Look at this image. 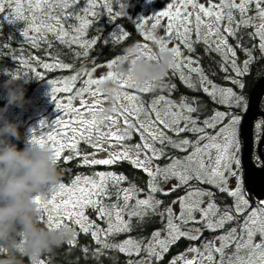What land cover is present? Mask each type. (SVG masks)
I'll list each match as a JSON object with an SVG mask.
<instances>
[{"label": "trees", "instance_id": "trees-1", "mask_svg": "<svg viewBox=\"0 0 264 264\" xmlns=\"http://www.w3.org/2000/svg\"><path fill=\"white\" fill-rule=\"evenodd\" d=\"M109 7L112 8L111 13L108 11ZM247 7L248 11L243 17L238 10L233 9L234 22L231 26L235 29V35H228L225 32V28L228 26L227 19L220 23V29L227 38L228 44L236 52L234 58L231 56V53L224 52L222 48L220 51H216L214 35L211 39H208L209 42L206 44L202 31L199 38L195 31L189 34L193 45L191 50L184 47L182 41L176 39V45L180 46L182 52L181 59L189 61V58H191L192 64H196L197 68L202 69V73L191 72L187 65L182 69L183 75L188 78V83L194 84L195 87H189L188 83H185L184 79L181 78V70H176L174 67L160 79L165 87H161L160 83H157L153 90L147 92L140 91L146 84L129 87L132 95L139 96V101L143 102L146 108L151 106L153 99L161 95L176 104L181 102L190 104L197 109L196 112L191 113V116L197 121L198 127H205L203 122L205 120L210 122L216 113H222L224 116L223 120L216 123L214 128L205 127L204 133L186 131L177 136L171 130H167L166 134L173 140L188 139L190 142L195 143L201 135L216 134L233 117L238 116L243 118L246 114L251 92L259 80L264 77V52L258 47L260 38L259 35H252L257 32L254 25L257 7L255 3ZM57 10L58 8L54 6L52 13L56 14ZM67 11L69 10H65V12ZM70 11L73 15L62 17L61 19L64 30L68 32V36L64 38V41L58 39L56 33L43 30L37 33L35 31L34 25H41L50 21L44 19V12L35 11L34 4L33 6L24 5L20 12L14 13L15 15L24 17L23 19L16 18L14 14L8 17L5 13L0 12V109H3L8 103L7 89L4 84L9 79V75L6 74L5 70L16 71V74L21 77L17 81V84H23L24 87L25 103L23 106L15 104L9 106L7 112L4 114V118L7 121L19 124L20 138L9 139L20 149L25 147V140L28 136L30 122L33 117V101L38 88L43 83L47 82L49 86H53L64 82L69 90H61L59 97L64 94L74 96L85 87V80L89 78L96 80L94 74L97 70L107 67L114 60L116 62L123 60L120 58L126 57V49L130 46L149 43L157 49L155 40L147 39V35L143 29L137 27L138 19L131 12L119 5H109L104 0H93L92 4H88L86 0H78L76 4L71 6ZM118 11L123 12L124 15L118 16L113 20L111 17ZM33 15H35L34 22L31 19ZM77 16L82 17L84 20H89L91 23L82 26V20L77 19ZM249 17L252 19L247 26L239 23L242 19H248ZM78 28H82V31L77 32L76 29ZM24 31L28 32V36L25 37L23 35ZM33 37L35 40L32 39ZM72 37H77V41L73 42ZM93 40L96 41L95 44H91ZM88 45L91 46L89 47ZM246 49L251 52V56H249V51H245ZM85 52H87V56L84 55ZM225 55H227V59H225ZM233 59H235L237 67L242 70L243 75L237 76L231 63ZM245 60H250L246 72L243 71ZM60 63L71 65V67H58L57 65ZM44 64L52 65V67L46 69L43 67ZM192 64L191 66L193 67ZM202 75L207 78L206 81L202 82ZM72 76L77 77L75 81L69 79ZM102 81L100 84L101 91H103L104 96L112 98L111 91H113L114 82L110 78H104ZM235 81H239V83ZM240 83L244 84L243 88L239 86ZM206 84H210L216 88L232 89L237 97H243L244 99L239 105L236 104L235 99L230 103H225L216 91L215 95H210L209 93L212 92L210 90L209 93L204 92L203 88L206 87ZM54 103L52 102L51 105ZM259 108L264 111V97ZM178 111H180L179 108ZM111 113L117 118L116 126L118 130L128 128L129 124L124 123V117L119 116V112ZM185 114H187L186 109ZM131 117L134 121V124L129 128L131 138L125 139L122 143L125 147L127 146L135 150L132 146L137 144L142 145L144 141L142 140L141 133L137 131L138 120L135 114H131ZM140 118L145 119L143 114L140 115ZM152 118L154 119V113L152 114ZM184 124L185 122L182 121L180 127H184ZM0 125H2L1 121ZM240 125L237 128L239 138ZM106 129L107 126L102 131ZM263 131L264 118L258 116L254 121L253 127L254 149L252 159L255 165L259 167L264 165L258 151V144L262 139ZM77 142V150L80 152V155H75V152L68 147H65L62 152L61 159L59 160L62 179L59 183L70 185L77 176L81 178L91 177L100 172H112L117 175H123L126 179L119 182H113L108 178L106 180L107 193L98 198L102 200L105 206L116 205L124 209L123 212L129 214L127 221L131 223V231L109 235L107 236V242L119 244L127 239H132L134 242L143 241L140 251L138 254L132 252L129 255L128 252L108 248L103 249L102 254L97 258L93 255V252L101 246L94 241L91 234H84L78 225L65 220V223L74 230V235L69 240L75 239L76 243L70 245L68 240L61 246L53 248L50 252H45L41 256L36 257L35 260L32 257L24 255L21 257L23 264H36V261H43L44 264H129V261L145 260L149 256L144 251V247L151 242L153 233L167 230L169 216L165 212V209L171 207L173 201H178L179 197H183L184 192L193 189L212 193L209 197L216 204L217 209L213 218L214 221L219 216H222L226 209H232L231 215L233 217L238 215L234 211L235 197L231 196L228 191H221L220 186L192 179L187 185L179 187L170 194L165 195L161 191L150 193L149 182L152 178L143 171V168L136 167L129 160H120L111 165H93L83 162L85 156L97 151L103 140L99 142L97 147L93 146L96 141L89 143L80 138ZM154 146L157 150L163 149L164 152V155L160 156L159 159L151 161L155 167L158 165L161 168L169 165L173 158L183 159L193 150L191 145L187 147V151H181L167 142L161 144L159 141H155ZM141 151L150 152L143 149ZM262 152L264 154V146ZM66 156H72L73 159L65 160L64 157ZM239 168L244 175L242 164ZM156 182L159 188L165 191L169 189L167 186L170 185V180L165 183L158 176L156 177ZM132 188L139 191L129 192L128 194L131 196V199L125 202L123 190ZM150 194L155 200L162 201L161 204L155 207L154 212L136 204L137 199H147ZM253 198L255 199L253 206L259 208L264 198L260 199L255 195ZM125 203H127V207H125ZM134 210L142 213L146 212L142 221L138 217L130 216V213ZM85 212L89 220L94 221L101 229L108 227V219H100L95 208L88 207L85 209ZM161 213L164 214L161 215ZM41 216L43 215L41 214ZM44 217V220L40 217L42 226L46 223V216ZM240 222H237V219L234 218L232 226L239 229ZM203 223L193 221L183 224L180 221L179 226L185 232L191 229H200V231L208 233L204 227H201ZM229 230V224L227 225L226 223L224 227L214 231L212 236L204 235L195 240L190 239L188 236L180 237L169 244L166 252L161 253L162 259L157 260L152 258V262L153 264L171 262L186 250L194 246L213 242L216 236ZM240 233V231H237V236L241 235ZM189 235L198 234L190 232ZM85 247L88 248L87 254L84 252Z\"/></svg>", "mask_w": 264, "mask_h": 264}, {"label": "snow or ice", "instance_id": "snow-or-ice-1", "mask_svg": "<svg viewBox=\"0 0 264 264\" xmlns=\"http://www.w3.org/2000/svg\"><path fill=\"white\" fill-rule=\"evenodd\" d=\"M11 2V0H9ZM78 0H29V4L31 5L34 3L35 11L44 12V19L50 21L49 23H43L41 25H34L35 31L40 33L42 30L46 32H53L57 34V38L64 41V38L68 36V32L64 30V26L61 23L62 17L73 15L70 11L71 6L76 4ZM88 4H92L93 0H86ZM176 2L180 5L179 8L176 9L175 14L171 12L173 5H169V11H164L159 13L160 16L169 17V24L164 36L156 37L151 34H146L147 39L155 40V42L159 45L160 48L167 46V42L176 38L178 41L183 42V46L191 50L193 48L192 42L190 40V33L195 31L197 33L198 38L200 37L201 29H206V32L203 36L204 42L207 44L208 37L216 36L219 37V40L216 44V51L221 50V46L227 48V51L231 53V56L234 58L236 56V52L232 49V47L228 44V40L226 37L221 35L220 31V23L221 21L227 19L228 26L225 28V32L228 35H235V29L231 26L234 22L233 16V9L239 11L241 16L243 17L246 12L248 11V5L255 3L258 9V16L264 20V7H260L264 0H240L239 3L236 0H220L219 4L211 3L209 6H205L203 3H199L198 0H176ZM56 6L58 8L56 14L52 13L53 7ZM191 7L195 11L189 12L187 11L188 7ZM4 8V0H0V12H3ZM65 10H69L65 12ZM15 11H18L15 10ZM87 11V9H85ZM108 11L111 13L112 8L109 7ZM212 18V21L215 22V29L213 30V23L212 22H205L202 19V15ZM15 15V14H14ZM95 15V13H93ZM124 15L123 12L118 11L113 15L111 18L113 20L116 17ZM18 19H23L24 17L15 15ZM77 19L82 20V26L91 23L89 20H84L82 17L77 16ZM155 18V17H154ZM33 22L35 21V15L31 18ZM252 18L249 17L248 19H242L239 23L247 26ZM172 21H175V27H173ZM159 19H156V24H159ZM141 25H137L140 27ZM156 25H153L155 28ZM77 32L82 31V28L76 29ZM23 35L26 37L28 36V32L24 31ZM252 35H259L260 43L258 45L259 49L264 52V23H261L257 29L256 33ZM35 40V38H32ZM77 37H72L73 42L77 41ZM96 41H91V44H95ZM89 47L91 45H88ZM147 47V45H138L137 48ZM173 50L176 52L177 57H182V52L180 50V46L174 47ZM249 51V50H245ZM142 54L148 55L150 59L152 58H159L153 57L152 54H147L142 52ZM87 56V52L84 53ZM249 56H251V52L249 51ZM227 55H225V59H227ZM120 59H126V57H122ZM233 69L235 70L237 76L243 75L242 70L237 67L235 59L231 61ZM250 60L244 61V69L243 71L246 72L248 70ZM116 64V61H112L111 65ZM192 61L189 58V63L187 67L190 69L191 72L195 73H202L201 68H196L191 66ZM61 68H68L71 65L60 63L57 65ZM44 68L48 69L51 68L52 65L44 64ZM174 69L181 70V78L184 79L185 83H188V78L183 75L182 69L185 67L183 62L175 63ZM227 71V69H225ZM113 75L119 76L121 78H125L126 83L130 87H136V82L134 78L131 76L130 73L124 72L122 70H117L116 73H109L108 76L111 77ZM77 77L72 76L69 79L75 81ZM201 80L206 81L207 78L203 75L201 76ZM102 80H94L89 78L88 80L84 81L85 87L80 90L77 95L82 96L84 92L90 91V86L92 84H100ZM239 83V81H235ZM160 83L161 87H165L164 83L158 80H150L146 82V86L140 91L147 92L153 90L155 85ZM189 87H195L194 84L188 83ZM239 86L241 88L244 87V84L240 83ZM69 89L65 88L64 91H68ZM52 98L55 100V92L56 89H53ZM203 91L209 93V89L207 87L203 88ZM227 93L229 96L235 98V102L237 105L244 99L243 97H237L235 93H233L232 89H227ZM95 94V93H93ZM210 95H215V89ZM126 99L132 105V110L135 113L137 120L140 119V115L143 114L144 121L139 123L137 131L141 133L142 140L145 133L152 138V140L159 141L161 144L167 142L171 144L174 148H178L181 151H187V147L191 145L194 148L189 155L185 156L183 159L180 158H173L172 162L165 166L164 168L159 167L158 165L153 169L148 167L147 165L151 163L153 159H159L160 156L164 155L163 149L157 150L154 144H149L145 140L143 144H137L134 147L136 150L137 155L133 158L130 155L131 148L125 147V150L120 153H112L110 154V158L108 159H92L89 161L87 157L84 158L85 164H93V165H111L120 160H129L132 164H134L138 168H143V171L147 173L152 179L149 182V189L150 193H156L157 191L164 192L165 195L170 194L172 191L177 190L179 187L185 186L188 182L192 179H196L201 182L209 183V184H218L224 180L223 173H221L218 168L215 167H208L205 164L203 159V154L205 151L216 148L220 149L221 145L216 143L205 144L203 147L199 145V140L205 139L203 135L199 137V140L195 143L190 142L188 139H179L173 140L169 137L166 132L167 130H171L177 136L183 132H193V133H204L205 127L207 128H214L216 125L215 123H209L205 120L203 123L205 127H198L197 121L192 118L191 113L196 112L197 109L192 107L190 104L187 103H179L176 104L170 100H167L163 95L153 99L151 106L146 108L143 105V102L139 101V96L137 95H128L125 94ZM82 105L86 106V112H82L81 109H73L74 113H80V118L78 120H72L70 123L78 124L80 127H73L71 130L74 133H77L82 140H85L89 143L96 141L93 144L94 147H97L99 142L107 137H112L120 141H124L125 139L131 138V133L129 128L131 125H128V128L123 130H118V132L111 131L109 128L108 132L102 131V129L107 125L108 121H111L113 125L117 123V118L115 116L103 117L99 116L97 112L94 110L95 105H87L86 101L82 100ZM56 107H62L61 104L56 103ZM179 108L180 111H174V108ZM122 111L118 113L119 116H125L129 113V109L124 108L121 105ZM185 109L187 114H185ZM154 113V119L152 118V114ZM90 116V119H85L84 116ZM222 113H216L213 117L214 120H218L222 117ZM240 117L236 116L232 119V124L235 125L239 122ZM181 121H184V127H178ZM43 121L41 125H43ZM58 123H63V121H58ZM125 124H128V120H124ZM159 125V127H157ZM67 127V125H65ZM227 129H221V134H223ZM66 135V134H65ZM232 140L230 143H235V136L236 132L235 129H232L231 132ZM34 141L40 143H46V140L54 141V149L57 154V159L60 160L62 156V152L65 147L71 148L75 155H80V152L77 150L78 142L76 143H63L49 133L47 137L41 136L37 139L33 136ZM71 139H75L72 137ZM207 139L209 141H214L216 137L208 136ZM227 139V138H226ZM228 145H225V150H227ZM150 151L151 155L146 156L144 160H141L139 157V152L141 150ZM65 160L73 159L72 156L64 157ZM234 162L236 165L240 164V160L235 158V155L230 156V164ZM217 165H219L220 160L216 161ZM228 166L227 171L231 177L236 178L239 175V169L233 170L232 167ZM100 180L99 183L94 180L85 177L84 184L85 186H80L79 182L81 177L77 176L73 181L71 187H68L67 190L71 194L68 199L61 201L60 203H56V197L66 189V185L64 183H60L58 186H53V188L49 189V197L45 199L42 195H38L36 197L37 202L41 205V212L46 214V223L49 225H55L57 227L61 225L68 226L65 223V220L70 221L71 223L78 225L80 230L84 234H91L94 241L100 245L101 247L94 250L93 255L98 258L100 254H102L103 249L113 248L118 249L121 252H128L129 255L132 254L131 249L134 248L136 253L138 254L143 244V241L134 242L132 239H127L122 243H108L107 236L115 235L122 232H129L131 231V223L130 221H125L123 219V211L120 207L116 205L105 206L101 199L98 197L102 195H106V178H110L113 182L123 181L126 178L123 175H117L116 173L112 172H100L96 174ZM161 177L162 180L167 183L170 179L176 178L179 183L173 185L172 188L165 191L162 188L157 186L156 177ZM239 183V181H238ZM58 187L59 191H56ZM221 187V191H226ZM125 195L123 197L124 201L127 202L131 199V196L128 194L129 192H136L139 191L138 189H124L123 190ZM79 193L77 196L76 193ZM212 195V193H203L200 190L190 191L186 193L185 196L179 197L178 200L182 205V211L178 219L183 223L187 224L189 220L194 222H202L207 221L205 227L208 229L215 230L216 228H222L227 221H231L234 217L231 215L232 209H226L224 214L216 221L211 219L212 216L216 214V205L214 202L209 203L206 208L200 207V204L203 203L202 200H196L189 203V200L193 197H200L202 195ZM230 195L236 197V203L234 207V211L237 214H242L245 209L249 205L248 199L244 197L243 191L241 187L237 186L235 190L230 191ZM162 201L155 200L154 197L150 194L147 199H137L136 204L137 206H144L148 210L154 209L156 206L161 204ZM176 203V201H173ZM51 206V207H50ZM88 207L95 208L99 218L108 219V227L106 229H101L98 225L95 224L94 221L89 220V218L85 214V209ZM125 207H127V203H125ZM195 211H199L201 213V221H196L193 213ZM165 212L169 216L168 224H167V231L168 235L165 238H160L161 233L156 231L153 233V239L156 241V244L148 243L144 247V251L150 258H155L157 260L162 259V252H166L168 250V246L170 243L178 240L180 237L188 236L190 239H198L199 235H189L190 232L199 233V229H191L188 232L181 231L180 226L178 224L173 223L172 221V208L168 207L165 209ZM55 213V216L53 215ZM164 213H161L163 215ZM146 215V212H138L132 211L130 216L138 217L141 221ZM259 217V219H257ZM41 219L44 220L45 217L41 216ZM241 231H243L246 235V239L243 236H237V228L230 229L226 234L218 237L217 239L221 240L222 243L219 247L214 245V242H208L206 251L208 255H203L201 253L200 248H190L189 251L197 253V257L192 259L186 258L184 254H181L178 258H174L170 264H177L178 260H182L183 264H264V239L260 242H255L254 237L259 234L261 237H264V201L260 203L259 208L254 209L250 213L249 219L244 221V224L241 227ZM233 238L236 239L235 242V252L232 255H226V248L229 247V241H232ZM68 243L73 245L76 243L75 239L69 240ZM157 246L159 247L160 251H157ZM5 249L0 246V254H3ZM85 254L88 253V248H84ZM218 253L220 255L219 261L215 260V257L212 253ZM241 252H244V255H241ZM36 258H33L35 260ZM36 264H44L43 261H37ZM129 264H145L144 260L139 261H129Z\"/></svg>", "mask_w": 264, "mask_h": 264}, {"label": "rangeland", "instance_id": "rangeland-1", "mask_svg": "<svg viewBox=\"0 0 264 264\" xmlns=\"http://www.w3.org/2000/svg\"><path fill=\"white\" fill-rule=\"evenodd\" d=\"M104 1L109 5H119L120 7L125 8L127 11L131 12V14L135 18L138 19L137 22L139 25H141L140 27L143 29V31L146 34H151V35L156 36V37L164 36L166 34L168 24H169V17L160 16L159 13L164 12V11H169L170 10L169 5L171 4V5H173L171 12L174 15L176 9L180 7V5L176 2V0H104ZM198 2L205 4V6H209V4H210V0H198ZM236 2L239 3L240 0H236ZM211 3L219 4L220 0H211ZM33 4L34 3H32L30 5L29 0H11V2H9V0H4L5 10L3 11V13L8 15V17H9V16H12V14H14L15 12H20L22 10V8L24 7V5L33 6ZM260 7H264V3H262L260 5ZM17 9H18V11H15ZM187 11L192 12L195 10L189 6ZM201 15H202V19L205 22H212L213 23V30H214L216 25H215V22L212 21V18L203 16V14H201ZM156 19H159V21H160L159 24H156ZM172 23H173V27H175V21H172ZM261 23H264V20H262L258 16V9H257L256 18L254 20V25H255L256 31H257V29ZM153 25H156V27L153 28ZM202 29H201V31L203 32V34H205L206 29H204V28H202ZM220 31H221V29H220ZM221 35L225 37V35L222 33V31H221ZM211 38H212V36L208 37V39H211ZM214 38H215V42L217 44L219 37L215 36ZM142 45H145V44H141V46ZM146 45H147V47H141V48H139V50L141 52H144L147 54H152V55L154 53L158 52V50H159V45L157 43H156L157 49H155L149 43H146ZM167 47H170V48L177 47L176 38H173L172 40L168 41ZM221 48L223 49L224 52H226V53L228 52L227 48H225L223 46H221ZM180 62H183L184 65H187L189 63L188 60H182L181 57H177L176 63H180ZM192 65H193V67L197 68L196 64H192ZM127 66H128V60L126 57V59L117 61L116 64H114V65H111V66L108 65L107 67H104V68L97 70L94 74V78L96 80H102L104 78L112 79V81L115 84L114 87L112 88L113 91H111L112 98H109L108 96H104L103 91H101V89H100L101 83L91 85L90 91L84 92L82 96L77 95V94L74 96L64 94L60 97H59L60 91L64 90L65 88H68L66 83L61 82V83L55 84L53 86H49L47 82L43 83L38 88V90L35 94L34 101H33L34 102L33 117H32L31 122H30L29 130H28V136L32 134L37 139H39L41 136L47 137V135L49 133H51L56 138V140H59L65 144L76 143L80 139V136L77 133L72 132L71 129L73 127L78 128L80 126L78 124H72L70 122L72 120H78L80 118V113H74L72 111L74 108L75 109H81L82 112H86V106L82 105V100L86 101L87 105H95L96 107L94 110L97 112V114L99 116H103V117L113 116L112 115L113 113H111V112H121L122 111L121 105H123L124 108L129 109V113L126 114L125 116H123L124 120L127 119L128 124L133 125L134 121L132 120L131 114H135V113L132 110L131 103L125 97V94L132 95V93L129 89L130 86L127 85L125 78H121V77L116 76V75H113L111 77L108 76L109 73H116L118 69L126 72ZM148 81H150V80H148ZM148 81L138 82L135 80L136 86L146 84V82H148ZM206 87L210 91H213V89H215V91L218 93V95L221 97V99L225 103H230V102H232V100L235 99L234 97H231L228 95L227 89L216 88L210 84H206ZM53 89L57 90L54 94L55 100L52 98V95H53L52 90ZM93 93H95V94H93ZM52 102H55V103L53 105H51ZM56 103L61 104L62 107L57 108ZM173 110L178 111V108H174ZM223 117L224 116L222 115V117L219 118L218 120L212 119L209 123H215V124L219 123L223 120ZM84 118L90 119L91 117L85 115ZM232 119L221 128V129H227L223 134H221V129H220L216 134H213V135L204 134L203 136L205 137V139L199 140V138H198L196 141L199 140V145L201 147H203L205 144H211V143H216V144L221 145L220 149L211 148V149L205 151V153L203 154V159L205 161L206 166L218 168V170L221 173H223L224 180L222 182H219L218 184H214V185L220 186L224 189H227L226 191H228V192L235 190V188L237 186H239V187H241V189L243 191L244 197L246 199H248V201H249V198L245 193L244 175H243L242 171H240L241 169L239 168L240 165L242 164L241 159H242L243 149H242V142L237 135V133H238L237 128H238V125L241 124L242 117H240L239 122L235 125L232 124ZM4 120H5V118H4ZM42 121L44 122L43 125H41ZM58 121H63V123H58ZM141 121H144V119L140 118L138 120L137 128H138L139 123ZM3 122L4 121H1V124H3ZM65 125H67V127H65ZM181 125H182V121L180 122L178 127H180ZM106 126H107V129L104 132H108L109 128H111V131H113V132H118V128H117L116 124L113 125L111 123V121H108ZM157 127H159V125H157ZM233 128L235 129V132H236L234 144L230 143V141L232 140L231 132H232ZM118 134H119V132H118ZM208 136L216 137V139L214 141H209L207 139ZM72 137H75V139L74 140L71 139ZM145 140L149 144H154L152 138L150 136H148L147 133H145L143 136V141H145ZM46 144H48L52 148L55 147L54 141L46 140ZM225 145H228L227 150H225ZM124 150H125V146L122 143V141L117 140V139L112 138V137H107V138L103 139V142L99 145L97 151H95L93 154H90L86 157L89 161H91L92 159H108V158H110V154L120 153ZM192 151H194V148ZM233 154L235 155L236 159L240 160L239 165H236L234 162H232L230 164V156ZM130 155L133 158H135L137 153L135 150L131 149ZM150 155H151V152H149V153L143 152V151L139 152V157L141 160H144L146 158V156H150ZM218 159L220 160L219 165H217V163H216V161ZM229 164L233 170L239 169L238 177L233 178L230 176V174L227 171ZM147 166L151 167L153 169L155 168V166L152 162L150 164H148ZM87 178L94 179L98 183L100 180V178L97 175L87 177ZM107 179L108 178H106V180ZM238 181H239V183H238ZM178 183H179V181L176 178H172V179H170V185L167 186V188L170 189L173 187V185H176ZM59 184L60 183H58L55 186H58ZM79 184H80V186H85L84 178H81ZM71 185L72 184L66 185L67 187L62 192V194H60L56 197V201H55L56 203H60L61 201L68 199L70 197L71 194L68 192L67 188L71 187ZM51 188H53V187H51ZM196 190H198V189H193L190 191L194 192ZM56 191H59L58 187L56 188ZM190 191H188V192H190ZM200 191L203 193H207L206 191H203V190H200ZM188 192L187 191L184 192L183 196H185L186 193H188ZM48 194H49V189L45 193H43L42 196L45 197V199L50 198ZM76 195L78 196L79 193L77 192ZM196 200H202L203 201V203L200 204V207H202V208H206L209 203H212L209 195H206V194L202 195L200 197L193 196L189 200V203L196 201ZM234 201L236 203V197L234 198ZM171 208H172V212H173L172 221H173V223L179 225L180 220L178 219V217L180 216V213L182 211V205L179 202V200L176 201V203H173ZM257 208H255V209H257ZM246 209L242 213L245 216L241 217V220L243 221V223L240 222L241 220L237 219V222L241 223L239 225V229H237V231L241 232L240 233L241 235H245V233L243 231H241V226L244 224V221L246 219H249L250 213L252 211V209H250V208L247 210ZM41 214L43 216H46V214L43 212H41ZM85 214H86V212H85ZM53 215L55 216V213H53ZM122 215H123V219L125 221H127V218H128L127 216L129 214L123 212ZM193 216L195 217L196 221H201V213L199 211H195L193 213ZM214 216L211 217L212 220H213ZM220 217L221 216H219L216 220H218ZM257 219H259V217H257ZM189 222H193V221L189 220ZM202 222H204V223L201 225V227L206 228L205 224L207 223V221H202ZM181 231H182V229H181ZM160 233H161V235H160L161 239L167 237V235H168L167 230L162 231ZM262 239H264V237H261L259 234H257L254 237L255 242H260ZM150 243L155 245L156 241L152 238ZM157 251H160L158 246H157ZM131 252H136V250L134 248H132ZM192 254H194V253H192ZM192 254H190L188 256L194 258V255L192 256ZM203 255H206V253H204ZM144 261H145V264H153L152 258H150V257L145 258Z\"/></svg>", "mask_w": 264, "mask_h": 264}, {"label": "clouds", "instance_id": "clouds-1", "mask_svg": "<svg viewBox=\"0 0 264 264\" xmlns=\"http://www.w3.org/2000/svg\"><path fill=\"white\" fill-rule=\"evenodd\" d=\"M126 72L138 82L163 78L176 63L173 48L163 47L148 55L133 45L126 49ZM7 105L0 109V264H23L22 256L32 258L50 252L68 241L74 230L70 226L41 225V205L36 197L42 195L62 179L59 160L54 148L27 136L20 149L9 138H20L19 124L4 120L11 105L23 106L25 91L16 71L5 70ZM27 82V81H25ZM31 131V130H30Z\"/></svg>", "mask_w": 264, "mask_h": 264}, {"label": "water", "instance_id": "water-1", "mask_svg": "<svg viewBox=\"0 0 264 264\" xmlns=\"http://www.w3.org/2000/svg\"><path fill=\"white\" fill-rule=\"evenodd\" d=\"M264 97V77L255 85L249 99V106L240 125V140L242 142V167L244 170V185L247 194L253 193L257 198H264V165L256 166L252 159L254 149L253 127L256 117L264 118V111L259 108ZM264 146V131L258 144V151L264 161L262 152ZM264 163V162H263Z\"/></svg>", "mask_w": 264, "mask_h": 264}, {"label": "flooded vegetation", "instance_id": "flooded-vegetation-1", "mask_svg": "<svg viewBox=\"0 0 264 264\" xmlns=\"http://www.w3.org/2000/svg\"><path fill=\"white\" fill-rule=\"evenodd\" d=\"M262 117V116H261ZM263 118V117H262ZM245 193H246V195L248 196V198H249V205H248V207H247V209H255L256 207L255 206H253L254 204H255V199L253 198V196H254V194H252V193H249V194H247V192H246V190H245ZM216 205V204H215ZM246 209V210H247ZM233 216V215H232ZM241 217H244V215L243 214H238L236 217H234V218H236V219H238V220H241ZM227 223V225L229 224V228L230 229H232V228H234L233 226H232V220L231 221H227L226 222ZM225 223V224H226ZM242 223H243V221H242ZM225 224H224V226H225ZM241 224V223H240ZM223 226V227H224ZM242 227V226H241ZM218 229H220V228H216L215 230H213V229H208V228H205V230L208 232V233H205V232H202V231H200L199 233H197L198 235H199V238H201L202 236H204V235H210V236H212V234H214V231H216V230H218ZM227 233V232H226ZM226 233H221V234H219L218 236H216L215 237V239L213 240V242H214V245L216 246V247H219L220 246V244L222 243V241L221 240H219V239H217L218 237H220V236H222V235H224V234H226ZM239 236H243L245 239H246V236L245 235H239ZM235 242H236V239L235 238H233V240L232 241H229L228 243H229V247H227L226 248V250H225V252H226V255H232L234 252H235ZM201 243V242H200ZM199 243V244H200ZM206 247H207V243H205V244H203V245H199V246H194L193 248H200V250H201V253L202 254H204V253H206V255H208V252L205 250L206 249ZM192 253H194V254H192ZM182 254H184L188 259H192L193 257H189L188 255H190V254H192V256L194 255V257H197V253H195V252H192V251H189V249L188 250H186L185 252H183ZM245 253L244 252H241V255H244ZM205 255V256H206ZM212 255L215 257V260L216 261H219V259H220V255L218 254V253H212ZM166 264H170V262H168V263H166ZM177 264H183V261L182 260H178V262H177Z\"/></svg>", "mask_w": 264, "mask_h": 264}]
</instances>
